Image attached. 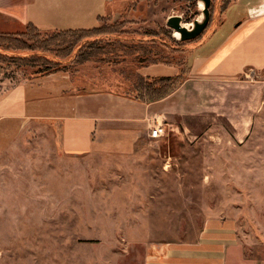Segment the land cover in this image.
<instances>
[{"label": "rangeland", "instance_id": "374dc122", "mask_svg": "<svg viewBox=\"0 0 264 264\" xmlns=\"http://www.w3.org/2000/svg\"><path fill=\"white\" fill-rule=\"evenodd\" d=\"M221 5L211 0L206 27L188 40L173 36L167 20L201 21L198 0H114L92 37L0 17V33H20L32 45L15 44L12 54L29 55L48 35L42 55L57 62L38 72V64L0 58V80L11 85L61 70L78 87L130 91L146 64L185 70L190 41L212 29ZM251 82L258 108L240 141L222 116L197 115L185 120L192 136L168 128L138 155H73L60 150L59 127L29 119L0 149V264H141L148 246L194 243L207 225L231 230L216 235L232 244L228 264H264V79Z\"/></svg>", "mask_w": 264, "mask_h": 264}, {"label": "crops", "instance_id": "0c3cea01", "mask_svg": "<svg viewBox=\"0 0 264 264\" xmlns=\"http://www.w3.org/2000/svg\"><path fill=\"white\" fill-rule=\"evenodd\" d=\"M112 1L0 0V17L47 32L89 29L101 24ZM221 4L212 29L190 41L185 70L164 62L138 69L141 84L184 77L163 97L147 99L138 83L130 91L88 90L61 70L11 85L0 80V149L29 119H47L59 127V148L73 155H138L148 140L160 139L149 137L150 125L163 122L164 135L169 128L178 138L192 136L186 135L185 120L197 115L222 116L232 127V137L240 141L258 108L256 87L245 74L252 69L264 78V0H229L225 6L221 0ZM221 233L231 230L207 225L194 243L152 244L141 264H228L232 244L226 237L218 241L216 235Z\"/></svg>", "mask_w": 264, "mask_h": 264}, {"label": "trees", "instance_id": "16d2710c", "mask_svg": "<svg viewBox=\"0 0 264 264\" xmlns=\"http://www.w3.org/2000/svg\"><path fill=\"white\" fill-rule=\"evenodd\" d=\"M228 1L229 0L223 1L224 3L223 6H225ZM104 18H102L101 20L103 21ZM27 27L36 28L31 24H28ZM103 27H104V24L101 23L100 25L89 28V29L58 30V31H55V33L62 34L65 36L67 35L69 37H73L74 35H76L75 37H83V36L92 37V36H98L100 32L102 31ZM13 35H16V37H14ZM21 36L22 34L20 33H16V34L0 33V58L13 57L14 59L19 60L23 64L25 63L38 64L39 65L38 72H44V71L50 70L49 68H51L53 64L57 63V62L52 61L45 55H42L50 47L49 46L50 43L48 41L53 39L51 37H48V35H46L44 39H41L39 41L43 45L42 48L39 47V49L31 50L29 55L25 53L22 55L12 54L11 47L15 44H20L23 50L25 48H28V49L32 48L31 47L32 45L26 46L25 42L20 39ZM53 71H56V70H53ZM183 78L184 77L181 75H178L175 77H161L158 80H154L151 83L141 84L139 89L141 90L140 92L145 93L147 95V99H156V98L163 97L169 92H171L172 90H174L181 83Z\"/></svg>", "mask_w": 264, "mask_h": 264}, {"label": "water", "instance_id": "95a60500", "mask_svg": "<svg viewBox=\"0 0 264 264\" xmlns=\"http://www.w3.org/2000/svg\"><path fill=\"white\" fill-rule=\"evenodd\" d=\"M203 1V19L201 21L195 19L193 21V26L190 28L186 27L180 22V18L178 16H172L167 20V25L171 27L173 30H176L180 33V40H188L193 39L198 36L206 27L210 15H209V5L211 0H202Z\"/></svg>", "mask_w": 264, "mask_h": 264}, {"label": "built area", "instance_id": "2783aa9c", "mask_svg": "<svg viewBox=\"0 0 264 264\" xmlns=\"http://www.w3.org/2000/svg\"><path fill=\"white\" fill-rule=\"evenodd\" d=\"M245 76L249 80L264 79V78H261L260 74L254 73V71H252V69H250L248 72H246ZM164 133H165V127H164L163 122H155L154 124L149 126L148 135L151 138H159L162 135H164Z\"/></svg>", "mask_w": 264, "mask_h": 264}, {"label": "bare ground", "instance_id": "6f19581e", "mask_svg": "<svg viewBox=\"0 0 264 264\" xmlns=\"http://www.w3.org/2000/svg\"><path fill=\"white\" fill-rule=\"evenodd\" d=\"M198 8L199 9H203V1L202 0H198ZM198 19H200V18H198ZM184 25L186 27L190 28L193 25V23L190 21L189 23H185ZM173 36H175L177 39H179L180 33L178 31L174 30L173 31Z\"/></svg>", "mask_w": 264, "mask_h": 264}]
</instances>
